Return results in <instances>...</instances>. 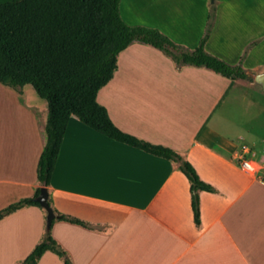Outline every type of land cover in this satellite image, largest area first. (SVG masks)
Returning <instances> with one entry per match:
<instances>
[{
    "label": "crops",
    "instance_id": "1",
    "mask_svg": "<svg viewBox=\"0 0 264 264\" xmlns=\"http://www.w3.org/2000/svg\"><path fill=\"white\" fill-rule=\"evenodd\" d=\"M223 6L225 0H220L208 47L213 54L229 60L232 50L225 40L216 39ZM207 12L208 0H201L195 12L200 22ZM127 49L123 52H144L154 60L159 79L156 82L148 79L149 89L145 91L159 93V101L139 105L118 102L122 118L114 117L102 96L109 94L105 88L114 83L117 71L99 92L98 101L107 107L112 120L123 131L175 149L216 192H199L198 226L190 182L178 163L106 137L113 142L108 144L105 136L73 117L48 189L54 208L86 222L87 226L56 219L52 236L66 249L73 264H264V133H259L250 143L256 151L250 147L249 154L262 174L250 176L239 168L235 159L234 164L229 160L239 153L242 145L249 143L239 145L236 137L224 135L212 123L219 105H211L208 114L200 106L198 109L207 114L200 118L191 111L183 112L173 101L176 95L180 98V86L195 87L180 85L182 73L200 78L209 90L222 86L221 102L235 83L223 85L224 80L205 69L186 66L178 71L170 58L146 44ZM243 49L238 53L239 58ZM254 50L250 52L252 56ZM253 59L264 68V60L255 56ZM123 90L135 92L133 86H124ZM251 102L264 115V101L252 99ZM47 117L46 104H30L23 94L0 83V210L35 194L39 186L38 162L47 143ZM87 153L107 161L113 171L120 172L112 177L113 188L119 187L117 193L107 195L99 191L105 187V178L97 176L99 165L92 167L96 175L69 174L68 166ZM44 209L29 206L0 220V264H21L44 239L48 231ZM39 264L63 263L49 251Z\"/></svg>",
    "mask_w": 264,
    "mask_h": 264
},
{
    "label": "trees",
    "instance_id": "2",
    "mask_svg": "<svg viewBox=\"0 0 264 264\" xmlns=\"http://www.w3.org/2000/svg\"><path fill=\"white\" fill-rule=\"evenodd\" d=\"M121 1L0 0V83L20 93L31 85L48 106L47 143L37 170L39 186L32 197L0 210V220L25 207L42 208L36 198L43 187L52 184L68 126L76 117L111 140L178 163L190 182L194 220L200 225L199 192H216L215 187L204 181L195 166L175 149L120 129L107 107L98 101V94L114 78L120 54L134 42L165 52L178 68L205 67L231 80L251 79L241 62L231 64L206 49L217 8L209 15L211 21L203 38L189 49L157 27L129 25L122 17ZM49 202L52 205L51 199ZM54 211L51 228L21 264H39L49 251L58 254L64 264H73L53 238V224L56 219L83 226L87 223Z\"/></svg>",
    "mask_w": 264,
    "mask_h": 264
},
{
    "label": "rangeland",
    "instance_id": "3",
    "mask_svg": "<svg viewBox=\"0 0 264 264\" xmlns=\"http://www.w3.org/2000/svg\"><path fill=\"white\" fill-rule=\"evenodd\" d=\"M212 1L213 0H208V12L203 22L198 20L197 13H195L201 5V0H122L120 10L122 17L129 25L157 27L177 43L189 49H193L207 32L210 24L209 22L211 21L209 18L211 11L213 8H217V18L214 21V27L209 40L214 33L218 19L220 0H215V2ZM223 7L222 20L219 25L216 39L218 40V38H220L225 40V43L229 46L228 48L232 50L230 54L232 58L229 60L225 59L231 64H236L235 61L239 58L238 53L244 47L238 63L241 62L248 72L251 80L247 79L245 81L249 87L243 80L227 79L211 69L187 65L193 68L209 70L213 74L219 76L220 79L224 80L223 85L230 86L231 82L235 84L229 89L225 100L221 102L220 100L224 91L222 86L220 87L222 89L216 88L214 90H209L205 85L203 86L204 83L201 82L200 78L182 73L180 76V85L195 87H188L185 89L180 86V98L176 95L173 101L176 106L180 105L183 112L191 111L195 116H199L200 118L208 114L207 112L210 111L211 105H219L212 116V118H214L212 121L214 127L224 135L236 137L239 145L242 143H249L248 146L254 150V147L250 145V143L255 141L259 133H264V115L261 114L260 108L251 102L252 99H261L264 101V89L255 81V76L264 73V68H260L253 59L255 56L257 59L264 60V0H225V6ZM200 23H203L202 26H200ZM254 42H256V44ZM208 43L206 49L210 52ZM135 44L144 43L134 42L130 46ZM146 46L148 45L146 44ZM252 49H255L254 52H256L254 56L250 53ZM159 51L171 59L165 52ZM219 57L221 58V56ZM119 58L116 80L109 85L110 87L107 86L105 88V91H109V94L103 95L102 98L104 102L108 104L111 114L114 115V117L117 115V117L122 118V111L117 108L118 102L137 103L139 105L152 100H158L160 94H153L152 92L145 91L149 89L146 85L148 79H153L150 81L154 82L159 79L158 72L153 67L154 60L148 57L147 53H135L133 50L125 51ZM172 62L178 71L186 67L182 66L178 68L173 60ZM148 70L151 75L148 73ZM113 86H116L115 91H113ZM124 86H133L135 92L129 93L124 91ZM257 93L259 97H256L258 95ZM21 94L24 95V99L30 104L38 103L39 105H47L46 100L41 98L31 85H27ZM200 106L203 110H206L205 112L207 114H204L203 110L198 109ZM136 110L138 113L141 112V109ZM142 111L144 110L142 109ZM99 134L104 136L101 133ZM104 138H106V136ZM105 140L108 139L106 138ZM109 140L108 144H113V142ZM253 156L255 158V154ZM229 160L234 164L233 157L229 158ZM124 164L127 165V161H125ZM93 165H99L98 167L100 170L98 173L96 170L92 169ZM68 169H70L69 174L71 173L70 175L73 177H80L82 174L84 175L87 173H89V175H96L97 173L99 178L103 176L105 178V187L103 189L100 188L99 191L107 195H112L115 192L117 193L119 189L118 186L117 188H113L114 181L112 177L113 175H118L120 172H116V170L113 171L112 164L97 157L95 158L89 153L81 156L79 155L77 159L68 166ZM53 200L52 207L54 208L56 206ZM56 211L60 213L58 209ZM45 212L46 215H48L47 210H45ZM62 248L66 250L64 247ZM56 255L64 264V260L58 254Z\"/></svg>",
    "mask_w": 264,
    "mask_h": 264
},
{
    "label": "built area",
    "instance_id": "4",
    "mask_svg": "<svg viewBox=\"0 0 264 264\" xmlns=\"http://www.w3.org/2000/svg\"><path fill=\"white\" fill-rule=\"evenodd\" d=\"M251 153V149L247 145H242L240 148L239 153L236 154L234 157L235 163L239 166V168L245 173L250 176L254 177H261V168L260 166L256 163V161L249 156ZM262 177L264 175L262 174Z\"/></svg>",
    "mask_w": 264,
    "mask_h": 264
},
{
    "label": "water",
    "instance_id": "5",
    "mask_svg": "<svg viewBox=\"0 0 264 264\" xmlns=\"http://www.w3.org/2000/svg\"><path fill=\"white\" fill-rule=\"evenodd\" d=\"M212 2H215V0H213ZM255 81L258 84H260L262 88L264 89V73L256 75ZM49 199H50L49 189L47 187H43L41 190V194L36 198V200L48 212V215H47V228L48 229L51 228L52 222L56 218V213L54 211V208L50 204Z\"/></svg>",
    "mask_w": 264,
    "mask_h": 264
}]
</instances>
